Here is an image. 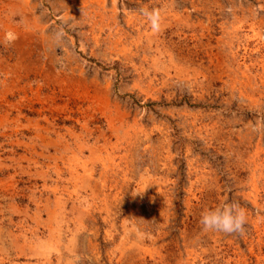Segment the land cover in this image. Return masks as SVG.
<instances>
[{
	"label": "rangeland",
	"instance_id": "obj_1",
	"mask_svg": "<svg viewBox=\"0 0 264 264\" xmlns=\"http://www.w3.org/2000/svg\"><path fill=\"white\" fill-rule=\"evenodd\" d=\"M0 264H264V0H0Z\"/></svg>",
	"mask_w": 264,
	"mask_h": 264
},
{
	"label": "clouds",
	"instance_id": "obj_2",
	"mask_svg": "<svg viewBox=\"0 0 264 264\" xmlns=\"http://www.w3.org/2000/svg\"><path fill=\"white\" fill-rule=\"evenodd\" d=\"M231 12V8L227 9ZM142 15L150 24L151 30L159 32L162 27V12L160 9H142ZM57 39L64 36V30L60 29L57 34ZM141 194V193H137ZM202 230L205 232H218L223 234H239L244 235L246 225L248 224V215L244 207L239 202L231 203L222 202L217 207L205 209L200 216L199 221Z\"/></svg>",
	"mask_w": 264,
	"mask_h": 264
}]
</instances>
